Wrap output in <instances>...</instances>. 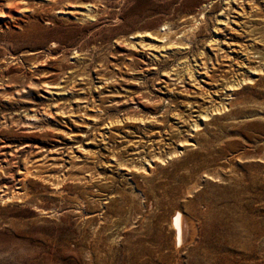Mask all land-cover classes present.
Masks as SVG:
<instances>
[{
    "label": "rangeland",
    "instance_id": "374dc122",
    "mask_svg": "<svg viewBox=\"0 0 264 264\" xmlns=\"http://www.w3.org/2000/svg\"><path fill=\"white\" fill-rule=\"evenodd\" d=\"M0 264H264V0H0Z\"/></svg>",
    "mask_w": 264,
    "mask_h": 264
},
{
    "label": "bare ground",
    "instance_id": "6f19581e",
    "mask_svg": "<svg viewBox=\"0 0 264 264\" xmlns=\"http://www.w3.org/2000/svg\"><path fill=\"white\" fill-rule=\"evenodd\" d=\"M212 5V2H209L208 4H206V5H203V7L201 8L202 10H207V8L208 7H210ZM205 12L206 11H202L200 14H201V19H203L204 17V14H205ZM59 13H61V12H59ZM89 13V12H88ZM166 28V29H165ZM160 29V28H159ZM173 30H172V27H170L169 26V24H165L164 26H163V29L161 28L158 32L160 33V32H162L163 34H162V39H168V36L169 35H171L173 32H172ZM192 31V30H191ZM183 35H185V33H183ZM138 36V35H137ZM136 36V37H137ZM136 37H132L131 36V38L130 39H135ZM52 48H53V46H52ZM251 73V75H256L257 74V72H256V70L255 71H252V72H250ZM190 75V74H189ZM247 80H245V79H242V80H239V81H237L236 83H235V85H231V86H229L228 87V89L230 90V91H234V90H237V87H240L241 86V84H244L245 82H246ZM228 96H231L230 94L228 95ZM220 104V103H219ZM225 104V103H224ZM224 107V106H223ZM220 109V108H219ZM213 111H216L217 113H219L218 112V109H215V110H213ZM212 112V111H211ZM216 113V114H217ZM210 112L209 113H205V114H201L200 116H199V120H203V121H206L207 120V118H209V116H210ZM128 120V119H127ZM194 124V123H193ZM110 125V124H109ZM198 125L197 124H194L193 125V129H198ZM184 146H193V144L192 143H189V142H186V143H184V145L183 144H180L179 145V147H181V148H184ZM179 153H181V150L179 151ZM135 154H139V153H135ZM176 154V153H175ZM172 156H175L174 154L172 155ZM144 163H145V165H147V166H149L150 165V161H148V160H146L145 158H144ZM143 163V164H144ZM118 165H119V167H121V168H124L125 166L123 165V164H120V163H118ZM151 166V165H150ZM141 169H139V171H140ZM142 170H145L146 171V169L144 168V167H142ZM141 170V171H142ZM59 187L58 186H56V189H58ZM171 226H172V229H173V231H174V233H175V241H176V244L180 247V246H182V244L184 243L183 242V240L185 239V234H187L186 233V231H187V227H186V222H185V217H184V215L179 211V210H176L175 212H174V215L172 216V220H171ZM187 236V235H186Z\"/></svg>",
    "mask_w": 264,
    "mask_h": 264
}]
</instances>
